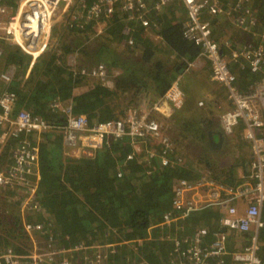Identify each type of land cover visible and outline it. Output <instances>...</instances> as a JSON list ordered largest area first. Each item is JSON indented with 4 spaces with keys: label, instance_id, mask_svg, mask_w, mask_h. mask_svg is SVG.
Masks as SVG:
<instances>
[{
    "label": "trees",
    "instance_id": "1",
    "mask_svg": "<svg viewBox=\"0 0 264 264\" xmlns=\"http://www.w3.org/2000/svg\"><path fill=\"white\" fill-rule=\"evenodd\" d=\"M156 2L147 0L151 7L147 25L116 10L111 17L102 16L105 28L100 33L94 23L69 16L55 28L52 46L37 62L26 82L20 73L25 67L24 56L15 46L7 48L0 72L11 65L20 71L16 75L18 80L15 76V82L8 86L0 79V94L8 89L15 92L27 110L51 122L52 128L40 139L41 155L37 168L40 181L36 201L41 207H23L21 197L14 192H0V255L9 250L19 256L32 254L37 240L41 247L38 253L45 257L63 248L73 250L68 255L73 259V262L70 260L72 264H192L188 258L189 249L194 244L195 230L199 226L209 231L203 243L204 250L221 234L225 235L226 246L230 245L233 251L250 243L247 237H251L252 232L229 234L218 221V211L209 210L204 215L180 218V212L173 208L176 182L180 179L194 182L202 176L198 175L200 163L199 166L188 164L183 158L187 155L176 154L177 149L186 151V147L178 148V141L175 148L168 137L166 145L161 138H141L135 145L129 138H124L97 150L93 158H74L65 153L59 128L65 122V116L53 109L52 103L71 101L77 112L89 115L91 123L126 120L131 113L140 115L149 111L144 105L153 107L171 83L181 78L180 71L187 70L200 55V48L184 36L186 17L182 16L173 23L167 20L169 16H177L178 5L156 10ZM222 3L228 12L226 18L233 26L236 25L235 19L245 10L250 12L247 22L250 30L259 32L260 40L251 49L257 48L263 42L264 0H222ZM125 27L130 30L128 35L124 34ZM151 34L167 45L170 51L165 52L180 59V69L176 70L175 65L158 58L160 47L153 43ZM213 37L220 45V33L216 31ZM127 40H133V45L126 43ZM111 41L117 43L115 50L107 45ZM223 49L226 54L225 49L235 50L237 47ZM72 59L76 62L71 63ZM98 63L106 66L105 77L90 74ZM240 71L244 76L240 77L241 72H236V77L241 92H248L246 87L258 84L263 78L258 74L261 72L254 73L249 68ZM77 88L87 89L75 94ZM260 108H263L261 104ZM154 113L151 116L156 117ZM195 125L188 124L187 128L195 129ZM199 134L201 147L210 153L209 144L208 150L203 146L205 133L199 131ZM14 142L17 141L12 145ZM155 143L158 147L151 157L148 147ZM163 156L170 160L169 164H163ZM243 168L248 176L250 166L247 168L244 163ZM222 171L213 170L209 178L228 186L240 182L231 173L220 175ZM233 202L243 212L244 202L241 199ZM170 212L180 219L166 224L164 215ZM262 218L264 220V207ZM37 225L41 228L37 229ZM258 241L259 255L264 261V228L259 229ZM80 244L88 247L86 253L76 249ZM86 257L90 261H84ZM59 260L44 259L42 264H58ZM234 263L230 253L209 256L206 262ZM0 264H6L2 257Z\"/></svg>",
    "mask_w": 264,
    "mask_h": 264
},
{
    "label": "built area",
    "instance_id": "2",
    "mask_svg": "<svg viewBox=\"0 0 264 264\" xmlns=\"http://www.w3.org/2000/svg\"><path fill=\"white\" fill-rule=\"evenodd\" d=\"M175 0H157L154 7H162ZM186 8L184 36L200 48V55L190 65L197 66L201 60L209 63L212 79L223 84L228 90V99L232 108L220 116V121L227 134H232L241 123L245 124V140L251 145L249 175L244 174L235 186L218 183L208 176L197 181L180 179L173 189V208L180 212L181 219L209 210L226 209V214L219 217L220 225L231 234L252 232L248 245L232 250L226 246L225 235L216 239L209 247L203 248L208 229L197 227L194 244L189 249L188 258L192 264H206L209 256L231 254L234 264H264L259 255V229L264 228L262 211L264 207V117L259 108L258 91L241 92L235 85L236 75L231 64L241 58L249 61V69L261 72L264 63V35L257 48L244 47L232 51L228 59L222 54L220 45L213 39L212 27L220 13L228 14L221 0H183ZM116 10L126 12L131 19L148 24L147 15L151 7L147 0H0V62L4 56V45L15 46L27 61V78L37 62L50 49L54 39L55 28L64 23L69 16L81 17L88 22L98 24L102 16L111 17ZM250 12L235 19V24L250 30L247 22ZM129 29L125 31L129 34ZM4 45H3V44ZM133 44V40H128ZM94 77H105L107 68L103 63L97 64L92 71ZM15 66L9 67L1 74V79L8 85L14 82ZM186 96L181 86V79H175L164 95L153 105L152 111L168 115L172 110L181 108ZM53 109L61 111L66 117L59 126L62 132L67 155L74 158H93L97 150L108 147L113 141L129 138L137 144L141 138L153 140L161 138L166 145L167 138L162 136V125L149 111L129 114L126 120H107L90 122L89 115L75 110L71 101H55ZM52 128V123L31 113L19 102L16 93L6 90L0 97V159L8 157L5 167L0 169V190H18L23 196V207L39 208L36 201L40 174L37 172L41 155L40 139L43 133ZM13 141L14 145H12ZM149 155H155V149L148 148ZM9 159L11 164L9 165ZM163 164L170 160L162 157ZM241 199L245 207L243 212L234 200ZM174 213L164 215V223L170 224L180 219ZM37 229L41 225L36 226ZM29 226H27V230ZM33 226L31 227V230ZM52 239V238H51ZM38 247H36L37 249ZM27 256L15 255L11 250L0 255L6 264H42L44 259L56 260L58 264H72L71 249L63 248L53 251L46 257L40 253ZM83 253L88 247L80 244L76 247ZM60 256V257H59ZM72 260V262L70 261ZM84 261H90L86 257ZM83 261V262H84ZM54 264V263H53Z\"/></svg>",
    "mask_w": 264,
    "mask_h": 264
},
{
    "label": "crops",
    "instance_id": "3",
    "mask_svg": "<svg viewBox=\"0 0 264 264\" xmlns=\"http://www.w3.org/2000/svg\"><path fill=\"white\" fill-rule=\"evenodd\" d=\"M181 2L175 0L172 4L168 6L177 4L178 5L177 7L180 8L182 11L184 9L185 11L184 16H186V8L184 6L183 0H181ZM176 15L177 16L173 18L169 16V18L167 19L168 22L173 23L175 22V20L180 18L179 14ZM226 15H227L226 13L222 12L216 16L215 25H213L212 27V32L213 35L216 31L220 33L219 43H220V48L222 50V54L228 59H230L233 50L225 49L227 51L225 54L223 48L230 46H236L237 49H242L244 47L248 48V47H252L253 45L255 46L256 44H258L260 40L257 34L259 32L256 29L253 31L244 30L239 26L236 25L233 26L234 24L233 25L232 23L230 24V22L226 18ZM216 21H218V23ZM223 24H225V26H223ZM104 28H105V22L102 21L99 24H97L95 27L96 31H99V33L102 32ZM151 38L153 43L157 44L160 47V53L158 55V58L161 61H165V62H169L170 64H173V66L175 65L176 70H178L177 68L180 69L182 64L180 59L176 55H172L169 52H165V51H170L167 45L161 42V39L157 35L151 34ZM115 44L117 43L111 41V43L107 45L110 48H113V50H115L116 49ZM8 47L9 44L4 45L5 52ZM139 58L140 56H138V59ZM2 60L0 62V66L2 64ZM71 61H72L71 63L76 62L73 59ZM80 65H83V62ZM96 65H94L93 67H95ZM231 67H232V71L237 76L236 72L238 73L241 72L240 70H246L249 68V61H247L245 58H241L239 62L237 63L233 62L231 64ZM4 71L2 70L0 72V79H1V74ZM180 73H181L180 76L182 78L181 80L182 88L186 96L185 104L179 109L172 110L168 115H163L159 111L158 112L152 111L155 112L154 114L156 117L154 118L158 119V121L162 125L161 132L164 135V138L168 137L173 143L175 148L177 145V141H178V148L181 147L180 149H182L186 147L185 152L180 151L181 155L179 154L178 149L176 150V154L178 156L187 155V157L183 156V158L186 159L185 162L188 164L193 163V165L199 166L200 163V166L198 167L199 169L198 175L200 174L203 175L204 171L210 172L209 173L210 175L213 170L216 171L220 169L221 171L223 170L221 173H219L220 175L231 173L230 175L234 176L236 178V181L238 182L245 174L244 172L245 169L243 168V164L247 163V168L250 165L252 151H251L250 143L245 140L244 135L246 128L244 123H241L237 128H235L232 134H227L220 121V116L224 112L232 108V102L228 99L227 88L223 84H219L212 79L211 67L209 63L204 60H201L196 67L188 66L187 70L183 69L182 71H180ZM258 74H261L263 76L262 80L258 84H255L254 86L250 84L248 87H246L247 88L246 90L248 91L247 93H250L252 91L259 92L260 94L259 101L261 107H263L262 108L263 112L262 109L260 108L259 102L258 104L260 111L262 112V114H264V63L262 65L261 73ZM239 75L240 77H243L244 73L241 72ZM29 78L30 75L27 78H24L23 81L26 82L29 80ZM16 80H18L17 76H16ZM237 81L238 78L236 79L235 82L236 87L238 85ZM85 89L87 88L84 89L77 88L75 89V94H81V92L85 91ZM144 109L150 111L152 109V105L149 106L144 105ZM188 124L191 125L196 124L197 126L195 125V129H190L187 128ZM199 127H201V129H199ZM199 131L205 133V137H203V141H204L203 146L206 147L207 150L209 146L211 147L210 148L211 152L208 154L206 150L201 147L202 138L200 137ZM41 140L39 142L40 148H41ZM64 147H65V153L67 154L66 146L64 145ZM149 147L156 149L158 145L156 143L152 145L149 144ZM187 148H189V151H187ZM174 150L175 149L172 150L171 155H173ZM1 158L2 159H0V169L4 168L5 167L4 164L8 161V157L4 158L3 156ZM10 164L11 161L9 159V165ZM200 170L202 173L200 172ZM209 175L207 176L209 177ZM0 192L2 193L14 192L15 195L21 197L22 200L21 205L23 206V196L20 193V191L0 190ZM213 211H218L220 213V216L226 214V209H215ZM202 214L204 215L206 214V212L201 214H194L193 216L195 215L199 216ZM34 243L35 246L38 247L36 249L38 253L39 249L41 248L39 247L40 243H38L37 240H35Z\"/></svg>",
    "mask_w": 264,
    "mask_h": 264
},
{
    "label": "clouds",
    "instance_id": "4",
    "mask_svg": "<svg viewBox=\"0 0 264 264\" xmlns=\"http://www.w3.org/2000/svg\"><path fill=\"white\" fill-rule=\"evenodd\" d=\"M172 3H173V2H172ZM170 4H171V3H170ZM168 5H169V4H168ZM166 6H167V5H166ZM164 7H165V6H164ZM162 8H163V7H162ZM162 8H161V9H162ZM147 16H148V15H147ZM97 24H98L97 22L94 23V25H97ZM213 25H214V24H213ZM127 29H129V28L125 27V29H124V34H125V35H128V34L125 33V31H126ZM126 43H128V40H127ZM128 44H129V43H128ZM129 45H131V44H129ZM132 45H133V44H132ZM235 50H236V49H235ZM77 57H78V55H77ZM98 64H100V63H98ZM190 64H191V63H190ZM26 66H27V61L25 60V67H24V69L22 70V71H23V74L21 73L22 71L20 72V73H21V78H22V79L25 78V74H26V71H27ZM189 66H190V67H195V66H191V65H189ZM10 67H11V66H10ZM35 67H36V66H35ZM7 69H8V68H7ZM7 69H6V70H7ZM34 69H35V68H34ZM34 69H33V71H34ZM19 71H20V70L16 67V68H15V76L19 73ZM33 71L31 72L30 77L32 76ZM180 79H181V78H180ZM14 82H15V78H14ZM181 86H182V83H181ZM182 89H183V88H182ZM1 95H2V94H1ZM16 96H17V95H16ZM0 97H1V96H0ZM19 102H20V101H19ZM64 102H66V101H64ZM59 112H61V111H59ZM61 114H62V112H61ZM62 116H64V115L62 114ZM65 118H66V117H65Z\"/></svg>",
    "mask_w": 264,
    "mask_h": 264
},
{
    "label": "rangeland",
    "instance_id": "5",
    "mask_svg": "<svg viewBox=\"0 0 264 264\" xmlns=\"http://www.w3.org/2000/svg\"><path fill=\"white\" fill-rule=\"evenodd\" d=\"M178 1H180L181 2V0H178ZM182 3V2H181ZM178 14H179V17H182V16H184V14H185V11H184V9H183V11L180 9V8H178ZM186 17V16H185ZM179 154L181 155V152H180V150H179Z\"/></svg>",
    "mask_w": 264,
    "mask_h": 264
},
{
    "label": "flooded vegetation",
    "instance_id": "6",
    "mask_svg": "<svg viewBox=\"0 0 264 264\" xmlns=\"http://www.w3.org/2000/svg\"><path fill=\"white\" fill-rule=\"evenodd\" d=\"M200 172H201V170H200ZM201 173H202V172H201ZM209 173H210V172H208V171H204L203 175L207 176V175H209Z\"/></svg>",
    "mask_w": 264,
    "mask_h": 264
},
{
    "label": "water",
    "instance_id": "7",
    "mask_svg": "<svg viewBox=\"0 0 264 264\" xmlns=\"http://www.w3.org/2000/svg\"><path fill=\"white\" fill-rule=\"evenodd\" d=\"M21 73L23 74V71Z\"/></svg>",
    "mask_w": 264,
    "mask_h": 264
}]
</instances>
